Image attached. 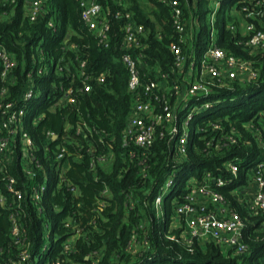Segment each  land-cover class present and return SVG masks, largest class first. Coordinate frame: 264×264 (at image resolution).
I'll return each instance as SVG.
<instances>
[{"label":"trees","instance_id":"trees-1","mask_svg":"<svg viewBox=\"0 0 264 264\" xmlns=\"http://www.w3.org/2000/svg\"><path fill=\"white\" fill-rule=\"evenodd\" d=\"M98 1L111 25L109 47L85 27L76 0H48L36 20L28 0H0V46L17 62L5 80L0 62V105L21 100L31 84L36 94L24 117L32 149L27 153L17 139L0 171V264H262L264 243L251 239L260 217L248 216L233 190L246 188L248 174L264 163V48H245L250 35L240 30L243 22L264 30V13L248 15L253 0H178L189 58L202 54L214 36L218 47L256 72L251 80H207L209 96L192 100L190 108L211 107L180 156L165 125L148 148L126 139L135 100L122 60L130 13L145 30L141 47L132 50L143 79L166 74L169 88L182 83L171 51L180 40L173 9L162 0ZM176 99L170 97L173 106ZM236 159L238 177L226 167ZM207 173L234 182L219 187L211 181L210 188L248 219L251 255L235 256L214 243L189 246L183 227H175L190 181L200 185ZM171 177L174 191L164 196L159 214L155 201ZM8 178L15 180L13 191ZM179 220L184 226V217Z\"/></svg>","mask_w":264,"mask_h":264},{"label":"built area","instance_id":"built-area-1","mask_svg":"<svg viewBox=\"0 0 264 264\" xmlns=\"http://www.w3.org/2000/svg\"><path fill=\"white\" fill-rule=\"evenodd\" d=\"M48 0H31L30 16L32 20L44 11V4ZM81 9L82 21L89 31L94 32L101 45L110 46V21L105 15L104 8L98 0H76ZM173 9L174 26L180 34V40L171 45V51L175 55V73L181 77L185 65L189 62L191 69L199 72V77L193 82H182L169 88L167 86L168 75L163 74L159 80H144L139 68V57L134 56L132 50L141 47V36L144 34V28L138 25L133 15L125 14L126 25L125 39L123 45L124 54L122 55L123 63L126 65L129 74V90L135 100L132 116L126 132V139L134 141L141 148L150 147L156 139L157 128L165 125L172 139L175 140L176 151L178 155L184 156L187 152V145L191 139V130L194 127L199 116L205 115L206 110L210 109L211 104L191 105L192 100L200 101L201 96H209L210 85L214 80L243 78L254 79L256 72L252 64L247 61L229 56L223 49L213 41L209 47L200 55L193 54L190 58L183 51L185 43V22L183 20V11L179 7L178 0H162ZM254 7L249 11L251 17L259 16L264 13V0H253ZM117 17L123 18L121 14ZM49 27L54 28V23L49 22ZM246 33L249 38L245 43V48L260 49L264 48V30L256 29L254 24H246ZM245 34V33H244ZM0 62L3 68L1 73L2 79H8L17 62L0 46ZM85 66L83 62L82 67ZM226 72V74H225ZM84 72H83V75ZM181 79V78H180ZM207 80H212L208 83ZM84 89L86 92L91 90L90 85L85 78ZM6 93L2 89L1 94ZM175 95L177 103L173 106L170 97ZM36 96L34 84H31L25 92L23 98L18 102L0 105V171L5 169V164L9 160V152L13 143L20 139L25 151L30 153L33 142L24 129V117L28 103ZM163 110L158 111V107ZM189 109V110H188ZM182 115V116H181ZM49 137L56 138L54 133H49ZM234 142V141H233ZM63 153L58 158L62 159ZM240 159L231 160L226 163L228 171L238 177ZM14 178H8L9 188L13 191L12 185ZM211 181L219 187H225L234 182H227L222 179L213 178L211 173H207L204 182L200 185L195 184L191 187L190 192L185 195V202L178 204L176 207V224L183 227L182 239L189 246L194 242L199 244L214 243L220 246L225 252H232L233 255H251L252 246L246 242L245 229L248 226V219H244L241 214L227 203L223 194L210 188ZM175 178L167 179L162 193L156 198L155 204L159 214L163 213L162 205L164 195L173 189ZM253 182L256 186V193L248 202L247 214L250 217H260L258 222L257 235L251 238L255 242L264 243V163H259L250 173L248 184ZM194 186V184L192 183ZM45 191V186H42ZM245 189L242 186L234 188L236 197L244 201L241 191ZM174 191V189H173ZM184 217V226L180 224L179 218ZM14 233H18V227L14 226ZM26 259V257H24ZM264 264V252L261 258Z\"/></svg>","mask_w":264,"mask_h":264},{"label":"crops","instance_id":"crops-1","mask_svg":"<svg viewBox=\"0 0 264 264\" xmlns=\"http://www.w3.org/2000/svg\"><path fill=\"white\" fill-rule=\"evenodd\" d=\"M28 2H29L28 4L30 7L31 0H28ZM245 26H246V23L243 22L240 27H242L245 30L244 33L246 34ZM198 74H199L198 71L196 72V70L191 69L190 63L188 62L185 65L184 72L180 78L183 79V81H185V82H193V81H195V79H197L199 77ZM180 78L178 80H181ZM190 182H191V187H195L194 180H191ZM192 183L194 184V186L192 185ZM256 191H257V189H256V186L254 185L253 182L249 183L248 186L241 191V194L245 199H244V201L239 200V203L243 207L246 208V212H247L248 202L253 198Z\"/></svg>","mask_w":264,"mask_h":264},{"label":"rangeland","instance_id":"rangeland-1","mask_svg":"<svg viewBox=\"0 0 264 264\" xmlns=\"http://www.w3.org/2000/svg\"><path fill=\"white\" fill-rule=\"evenodd\" d=\"M240 30H241V32L242 33H244V29L242 28V27H240ZM225 74H226V72H225ZM207 113V112H206ZM247 180H250V174H248V177H247ZM173 193V189H170V191L169 192H167L164 196H166V195H168V194H172ZM162 214V213H161ZM182 225V224H181ZM179 226V225H178ZM177 225H175V227H178ZM46 243H48V240H46Z\"/></svg>","mask_w":264,"mask_h":264}]
</instances>
